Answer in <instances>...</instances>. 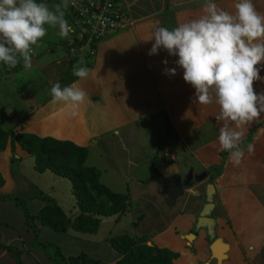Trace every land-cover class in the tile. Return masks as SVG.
<instances>
[{
  "label": "crops",
  "instance_id": "1",
  "mask_svg": "<svg viewBox=\"0 0 264 264\" xmlns=\"http://www.w3.org/2000/svg\"><path fill=\"white\" fill-rule=\"evenodd\" d=\"M121 1L133 24L106 37L98 46L87 78H78L69 85L86 92L78 114L73 116L64 103H51V95L41 103L30 104L32 109L27 113H19L17 106L0 100V125L85 146L86 163L92 148L101 145L108 156L101 160V154L96 163L89 165L99 168L101 181L111 190L129 195L128 210L103 219L94 233L44 225L36 215L47 204H58V198L48 193L56 192L57 187L47 180L48 172L36 169L34 157L18 143L13 150L9 139L6 147L0 149V242L19 248L25 264H61L54 262L36 242L25 210L5 197L16 195L26 199L28 212L35 216L40 242L56 243L66 258L80 254L88 257L72 264H117L123 254L109 239L129 234L118 230L115 233L116 224L122 219H130L132 236L145 237L149 244L177 252L173 264H264V113L242 129V141L253 131L249 143L254 145V154L250 155L244 147L239 166H234L228 155L221 175L213 178L208 173L205 179L185 187V192L171 203L165 184L156 177L185 176L191 169L200 174L223 161L218 143L222 122L215 119L219 106L215 102L194 103L195 89L184 81V70L176 63L178 56L169 55L163 48L149 55L155 41H145L156 26L171 30L199 18L207 0ZM213 2L219 9L234 13L238 0ZM37 3H45L53 10L62 2ZM253 4L264 15V0H253ZM64 13L73 29V15L67 9ZM45 28L47 34L38 46H33L31 67L46 74V68L57 66L55 79L61 85L60 72L68 68L74 31L61 38L58 26ZM44 53L48 55L45 60ZM164 60L168 63L164 64ZM256 67L264 77V61ZM165 68H176L175 75L167 74ZM253 88L257 94L264 93V80L254 81ZM159 158L163 162L154 167ZM29 159L30 172L24 167ZM104 172L108 174L105 181ZM209 184L215 188L210 213L214 236L207 226L197 225L199 214L208 203ZM72 205L75 211L71 214L61 207L70 218L79 213L76 204ZM217 238L228 244L227 258L222 263L211 249ZM0 264H18L9 248L0 247Z\"/></svg>",
  "mask_w": 264,
  "mask_h": 264
},
{
  "label": "clouds",
  "instance_id": "2",
  "mask_svg": "<svg viewBox=\"0 0 264 264\" xmlns=\"http://www.w3.org/2000/svg\"><path fill=\"white\" fill-rule=\"evenodd\" d=\"M68 0L50 10L37 0H0V61L14 68L21 61L25 69L32 66L33 46L47 34L45 25L59 27V36L66 38L73 30L64 18ZM203 14L171 30L156 26L147 40L154 38L149 55L159 49L178 56L183 79L195 89L194 103L215 102L219 127V150L226 151L234 166L242 162L245 149L241 146L242 129L264 113V93L257 94L253 82L264 80L256 67L264 61V15L257 12L253 0H238L235 12L219 9L213 0L203 5ZM74 65L72 74L80 79L89 75L87 67ZM164 64L168 61L164 60ZM175 75L176 68H165ZM51 103H64L76 116L84 103L86 92L74 85L50 88ZM254 154V145H247Z\"/></svg>",
  "mask_w": 264,
  "mask_h": 264
},
{
  "label": "trees",
  "instance_id": "3",
  "mask_svg": "<svg viewBox=\"0 0 264 264\" xmlns=\"http://www.w3.org/2000/svg\"><path fill=\"white\" fill-rule=\"evenodd\" d=\"M64 18L66 19L65 15ZM79 58L81 57H71L68 68L60 72L61 87L69 86L78 79V77L73 76L72 69ZM82 58H84L85 66L90 69L93 63L91 57L87 55ZM23 68L22 61L14 68H10L0 61V77L20 72ZM252 135L253 131L241 142L243 148L252 141ZM9 139L13 150L18 143L34 157L36 169L39 171L49 169L66 177L72 184V193L79 213L70 218L58 204H47L36 215L44 225L51 226L56 230H67L71 227L77 231L94 233L99 230L103 219L121 215L128 210L129 195L111 190L101 181L99 168L86 163L87 147L78 145L71 140H61L51 136L41 137L31 132H16L0 125V149L6 147ZM228 155V152L221 151L223 161L209 168L208 173L213 178L222 174ZM1 182L3 179L0 174V184ZM5 197L12 198L16 204L25 210L27 222L35 231L36 242L54 262L67 264L68 260L70 263H74L77 259L83 262L88 259L85 254L66 258L56 243L40 242L38 227L34 224L35 216L28 212L26 199L16 195ZM147 240L145 237H134L129 234L112 236L109 239L110 243L123 254V258L117 264H173V259L178 255L177 252L167 248H159L154 243L149 244ZM0 247L9 248L16 257L18 264H25L19 248L8 247L1 242Z\"/></svg>",
  "mask_w": 264,
  "mask_h": 264
},
{
  "label": "rangeland",
  "instance_id": "4",
  "mask_svg": "<svg viewBox=\"0 0 264 264\" xmlns=\"http://www.w3.org/2000/svg\"><path fill=\"white\" fill-rule=\"evenodd\" d=\"M53 10L55 11V9ZM53 29H56V27ZM42 56V59L44 60L48 57V55H46L45 53L42 54ZM81 60L84 61V58L81 57L77 59L76 63L79 64ZM91 60H93V58ZM80 66L86 67L84 63ZM56 69L57 66H50L45 69L46 74H44L43 70L33 66L28 69H24L19 73H12L7 76H1L0 100L2 102H5V104L11 103L12 105L17 106V111L19 113H27L30 109H32V106H30V104L34 105V102L41 103L42 101H44V99L50 95V88L52 87V85L59 82L58 78L55 79L56 74H54V71ZM100 148L103 147H101V145H98L96 148H92V152L90 153V156L87 160L88 164L96 163L98 159H100V157L102 156L101 154L104 155L101 160H104L105 157L108 156L106 154V150L104 151ZM162 162L163 160L159 158L158 160H155L153 165L154 167H159ZM30 164H32V159H29V163L24 165L25 170L28 172H30ZM100 165L103 166L102 164ZM48 170L49 169L45 170L46 172H48L47 180L50 181V184L53 183L57 187L56 192L50 190V192L48 193L54 197H57L58 204H60L63 209H65L69 214H71L72 211H75L72 207V204H76L74 194L72 193L71 182L66 177L60 176L58 174H55L53 171ZM107 176V172H104L102 179L105 181L107 179ZM57 190L60 191V194H58ZM128 220L130 221V219L119 220V223L116 224L115 233H117L118 230V233L127 232L131 236L134 235V229L130 226Z\"/></svg>",
  "mask_w": 264,
  "mask_h": 264
},
{
  "label": "built area",
  "instance_id": "5",
  "mask_svg": "<svg viewBox=\"0 0 264 264\" xmlns=\"http://www.w3.org/2000/svg\"><path fill=\"white\" fill-rule=\"evenodd\" d=\"M63 2V0H60ZM73 15L74 38L70 57H95L99 44L110 34L124 31L133 24L121 0H68Z\"/></svg>",
  "mask_w": 264,
  "mask_h": 264
},
{
  "label": "water",
  "instance_id": "6",
  "mask_svg": "<svg viewBox=\"0 0 264 264\" xmlns=\"http://www.w3.org/2000/svg\"><path fill=\"white\" fill-rule=\"evenodd\" d=\"M208 176V172L204 171L200 174H195L191 169L185 176H176L173 178H167L162 174H157L156 177L165 184L167 193L169 194L168 201L173 202L178 196L185 192V187L192 186L195 181H201ZM215 188L213 184L208 185V203L204 206L199 214L198 226H207L209 232L214 236V220L211 218L210 213L214 207L213 195ZM214 257H216L219 263H222L227 258L228 244L223 242L220 238L213 241L211 245Z\"/></svg>",
  "mask_w": 264,
  "mask_h": 264
}]
</instances>
